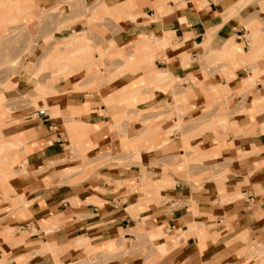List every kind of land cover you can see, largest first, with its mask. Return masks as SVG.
<instances>
[{
	"label": "crops",
	"instance_id": "1",
	"mask_svg": "<svg viewBox=\"0 0 264 264\" xmlns=\"http://www.w3.org/2000/svg\"><path fill=\"white\" fill-rule=\"evenodd\" d=\"M0 6V59L91 41L36 104L0 92V264L263 263L264 0Z\"/></svg>",
	"mask_w": 264,
	"mask_h": 264
},
{
	"label": "rangeland",
	"instance_id": "2",
	"mask_svg": "<svg viewBox=\"0 0 264 264\" xmlns=\"http://www.w3.org/2000/svg\"><path fill=\"white\" fill-rule=\"evenodd\" d=\"M66 8L69 11L71 9V6L69 5ZM66 8L62 9V13H65L67 11ZM58 11L60 10L56 11L55 9H53L51 13H48L47 11L41 12L38 18L40 17L41 20L45 19V21H50L54 24V19L52 17L54 16L55 12L60 14V12ZM1 14L5 15V8H1L0 6V15ZM69 21H70V17L68 18L67 21L64 19V21H62V26H60L59 23L57 28L64 29L67 26V24L70 23ZM248 27H254V26L251 24V26L248 25ZM0 30H2V32L6 34V36H8L9 34H15L14 41L18 42L20 37L23 36V34L25 33L26 26L24 23L16 19L12 21L10 20L0 21ZM46 41L48 43L49 39H47ZM148 42H150V40ZM90 43L91 41L88 40L87 36L84 33H79L74 36L66 37V39H64L59 44V47L52 46L53 48L47 51L40 58V60L35 62L30 60L28 57L29 54L24 53V51L15 54L13 58L2 57V59H0V92L7 91L10 88H14V87L18 88V86L20 87L25 82L26 86L31 88L30 96H26V97L30 98V101L36 104L34 98H37L38 95L42 93L43 94L45 92L48 93L49 92L48 88L50 87L51 83L55 82L59 77H61V75L64 74L67 75L74 72L73 66L71 65V63H73L72 59H74V57H76L78 54H83L91 50ZM31 44H33V41L28 43V46L25 49L26 51L29 50V46ZM93 54H94L93 52H90V56H93ZM50 60L53 61L49 62ZM55 64L57 65L56 69H55ZM99 67L100 68L96 70L97 74L103 76L104 73H108V68L105 66V64H101ZM82 68H79L78 70ZM121 72L122 70H118L116 74H119ZM42 77H46V81H47L46 84L39 83L40 78ZM11 104L12 103H10L9 106H11ZM48 107L49 105L47 103L43 105L44 110L47 109ZM95 161H96L95 164H90L88 166L86 165L87 167H89V170L97 169L100 166H103L104 163L107 162L108 160L105 157L104 158L101 157L96 159ZM87 167H85V169ZM251 250H255V248L252 246ZM258 259H260V257ZM260 264H264V261L263 263L261 262Z\"/></svg>",
	"mask_w": 264,
	"mask_h": 264
},
{
	"label": "built area",
	"instance_id": "3",
	"mask_svg": "<svg viewBox=\"0 0 264 264\" xmlns=\"http://www.w3.org/2000/svg\"><path fill=\"white\" fill-rule=\"evenodd\" d=\"M38 113H39L40 115H43V114H45V110H44V109H40V110H38Z\"/></svg>",
	"mask_w": 264,
	"mask_h": 264
},
{
	"label": "bare ground",
	"instance_id": "4",
	"mask_svg": "<svg viewBox=\"0 0 264 264\" xmlns=\"http://www.w3.org/2000/svg\"><path fill=\"white\" fill-rule=\"evenodd\" d=\"M114 126V125H113Z\"/></svg>",
	"mask_w": 264,
	"mask_h": 264
}]
</instances>
